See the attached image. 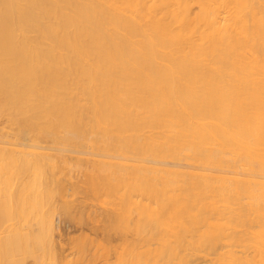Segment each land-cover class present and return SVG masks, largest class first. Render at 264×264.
Segmentation results:
<instances>
[{"label":"bare ground","instance_id":"6f19581e","mask_svg":"<svg viewBox=\"0 0 264 264\" xmlns=\"http://www.w3.org/2000/svg\"><path fill=\"white\" fill-rule=\"evenodd\" d=\"M95 256L264 264V0H0V264Z\"/></svg>","mask_w":264,"mask_h":264},{"label":"rangeland","instance_id":"374dc122","mask_svg":"<svg viewBox=\"0 0 264 264\" xmlns=\"http://www.w3.org/2000/svg\"><path fill=\"white\" fill-rule=\"evenodd\" d=\"M55 225H57V230L54 233L53 239L55 241V246L57 252H63L64 254H71L73 252V246L71 247V242L80 239L83 235L88 234L90 237L100 238L97 234L92 232L88 227H82L79 223L67 218L62 215L55 216ZM66 246V248H65ZM66 251V252H65ZM72 251V252H71ZM31 259H27V263L30 264ZM116 259L113 257L108 260L106 257H93L85 264H115ZM83 264V263H80Z\"/></svg>","mask_w":264,"mask_h":264}]
</instances>
